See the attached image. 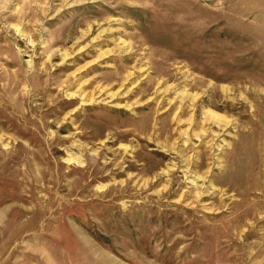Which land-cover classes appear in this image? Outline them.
I'll use <instances>...</instances> for the list:
<instances>
[{
    "label": "rangeland",
    "instance_id": "374dc122",
    "mask_svg": "<svg viewBox=\"0 0 264 264\" xmlns=\"http://www.w3.org/2000/svg\"><path fill=\"white\" fill-rule=\"evenodd\" d=\"M0 264H264V0H0Z\"/></svg>",
    "mask_w": 264,
    "mask_h": 264
},
{
    "label": "bare ground",
    "instance_id": "6f19581e",
    "mask_svg": "<svg viewBox=\"0 0 264 264\" xmlns=\"http://www.w3.org/2000/svg\"><path fill=\"white\" fill-rule=\"evenodd\" d=\"M29 3H31V2H29ZM64 29V28H63ZM62 33V32H61ZM72 33V32H71ZM78 33V32H77ZM72 35V34H71ZM70 36V35H69ZM58 40H60V39H58ZM65 41V40H64ZM59 43V42H58ZM52 44V43H51ZM50 44V45H51ZM55 45V44H54ZM62 45H64V44H62ZM57 58V57H56ZM120 79V78H119ZM118 81V80H117ZM123 81V80H122ZM246 196V195H245Z\"/></svg>",
    "mask_w": 264,
    "mask_h": 264
}]
</instances>
